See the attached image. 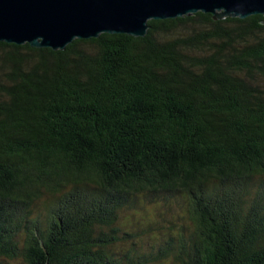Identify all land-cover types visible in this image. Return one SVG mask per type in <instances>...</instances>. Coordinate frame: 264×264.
Returning a JSON list of instances; mask_svg holds the SVG:
<instances>
[{
  "label": "trees",
  "instance_id": "obj_1",
  "mask_svg": "<svg viewBox=\"0 0 264 264\" xmlns=\"http://www.w3.org/2000/svg\"><path fill=\"white\" fill-rule=\"evenodd\" d=\"M263 20L0 42V264H264ZM138 201L188 225L113 253Z\"/></svg>",
  "mask_w": 264,
  "mask_h": 264
},
{
  "label": "water",
  "instance_id": "obj_2",
  "mask_svg": "<svg viewBox=\"0 0 264 264\" xmlns=\"http://www.w3.org/2000/svg\"><path fill=\"white\" fill-rule=\"evenodd\" d=\"M197 12L215 21L264 17V0H0V42L63 51L101 34L144 37L150 20Z\"/></svg>",
  "mask_w": 264,
  "mask_h": 264
},
{
  "label": "rangeland",
  "instance_id": "obj_3",
  "mask_svg": "<svg viewBox=\"0 0 264 264\" xmlns=\"http://www.w3.org/2000/svg\"><path fill=\"white\" fill-rule=\"evenodd\" d=\"M184 210L185 206L179 202L166 205L163 201L154 204L138 201L133 210H123L119 213L115 225L120 228L121 239L111 251L121 254L128 247L129 243L123 233L133 235V238L128 240H134L140 250L149 251L150 245L162 240L169 229L178 230L181 225H188ZM6 263L24 264L21 259L2 264Z\"/></svg>",
  "mask_w": 264,
  "mask_h": 264
}]
</instances>
